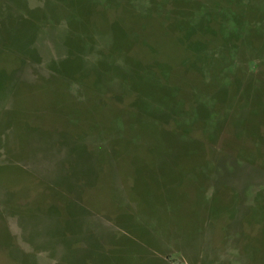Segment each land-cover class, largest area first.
Masks as SVG:
<instances>
[{"label": "rangeland", "instance_id": "rangeland-1", "mask_svg": "<svg viewBox=\"0 0 264 264\" xmlns=\"http://www.w3.org/2000/svg\"><path fill=\"white\" fill-rule=\"evenodd\" d=\"M0 264H264V0H0Z\"/></svg>", "mask_w": 264, "mask_h": 264}]
</instances>
